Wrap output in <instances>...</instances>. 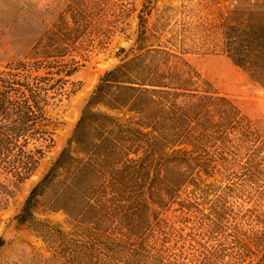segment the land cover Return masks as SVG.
Returning a JSON list of instances; mask_svg holds the SVG:
<instances>
[{
  "label": "trees",
  "instance_id": "16d2710c",
  "mask_svg": "<svg viewBox=\"0 0 264 264\" xmlns=\"http://www.w3.org/2000/svg\"><path fill=\"white\" fill-rule=\"evenodd\" d=\"M64 20L30 57L0 65V171L17 184L33 177L54 146L61 124L55 111L79 89L71 78L80 65L69 59L76 39ZM143 37L140 32L138 43ZM226 53L264 89V21L228 27ZM99 82L13 221L63 249L72 264H178L166 257L169 242L184 239L175 225L206 205L208 179L226 160V145L236 147L258 130L181 55L162 48L140 45ZM42 206L63 212L83 240L39 219ZM174 210L179 215L170 221ZM228 219L218 197L202 213L207 239ZM234 241L238 264H264V229L252 237L238 233ZM197 242L190 245L192 264L227 258L220 244ZM5 244L1 238L0 251Z\"/></svg>",
  "mask_w": 264,
  "mask_h": 264
},
{
  "label": "rangeland",
  "instance_id": "374dc122",
  "mask_svg": "<svg viewBox=\"0 0 264 264\" xmlns=\"http://www.w3.org/2000/svg\"><path fill=\"white\" fill-rule=\"evenodd\" d=\"M62 16L76 39L71 41L69 59L80 65L71 78L79 89L55 111L61 123L55 144L46 150L33 177L17 184L0 171V239L6 243L0 251V264H72L63 249L44 243L31 227H17L13 218L65 147L102 75L126 56L135 55L140 45L181 55L221 96L238 106L258 130L236 147L226 145V160L208 179L211 189L206 205H201V212H195L187 222L175 225L184 239L178 245L172 239L167 245L166 257L178 264H192L190 245L193 242L199 246V240L220 244L226 250L227 258L218 264H238L234 237L238 233L252 237L264 229V89L227 56L226 31L233 25L264 21L263 1L0 0V65L30 57L37 42ZM140 32L144 37L138 43ZM218 197L226 204L229 219L219 234L207 239L201 225L202 213H207L208 206ZM177 215L179 212L170 211V221ZM37 217L59 225L70 240H83L82 229L72 227L63 212L49 213L42 206Z\"/></svg>",
  "mask_w": 264,
  "mask_h": 264
}]
</instances>
